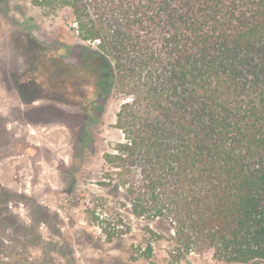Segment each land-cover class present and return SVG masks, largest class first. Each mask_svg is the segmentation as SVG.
<instances>
[{
	"label": "trees",
	"instance_id": "16d2710c",
	"mask_svg": "<svg viewBox=\"0 0 264 264\" xmlns=\"http://www.w3.org/2000/svg\"><path fill=\"white\" fill-rule=\"evenodd\" d=\"M25 1L44 15L66 11L89 44H53L48 62L86 79L96 108L119 98L118 139L97 181L118 200L99 215L105 240L143 220L159 229L145 228V260L164 240L171 264L205 253L264 262V0ZM11 42L25 63L34 56L23 37ZM41 61L11 72L23 102Z\"/></svg>",
	"mask_w": 264,
	"mask_h": 264
},
{
	"label": "rangeland",
	"instance_id": "374dc122",
	"mask_svg": "<svg viewBox=\"0 0 264 264\" xmlns=\"http://www.w3.org/2000/svg\"><path fill=\"white\" fill-rule=\"evenodd\" d=\"M72 27L66 11L44 15L25 0H0V118L17 120L18 110H23L29 144L20 164L18 158L0 164V264H171L164 240L152 244L151 261L140 256L151 238L146 226L159 230L154 223L135 220L130 233L111 242L101 231L99 215L118 207L117 197L97 181L103 151L118 139L111 126L119 98L112 96L96 108L86 79L48 62L51 54L44 49L53 44L89 45ZM14 37H23L25 50L34 55L28 62L15 50ZM45 60L41 81L26 83L31 100L21 101L11 72L32 71L34 62ZM83 121L92 134L90 145L81 141ZM93 204L96 209L89 212ZM179 264L224 263L205 253L191 254Z\"/></svg>",
	"mask_w": 264,
	"mask_h": 264
},
{
	"label": "flooded vegetation",
	"instance_id": "af4514ba",
	"mask_svg": "<svg viewBox=\"0 0 264 264\" xmlns=\"http://www.w3.org/2000/svg\"><path fill=\"white\" fill-rule=\"evenodd\" d=\"M15 72L18 78L25 73L24 70L20 72L19 68ZM19 81L21 82V79ZM18 93L20 94L19 91ZM21 101H23L22 97ZM16 116L17 120H9L10 117L0 118V164L11 158H18L17 163L20 164L24 159L26 148L28 147L26 146L28 143L25 140L26 114L23 110H18ZM15 196H22L20 188L17 189Z\"/></svg>",
	"mask_w": 264,
	"mask_h": 264
}]
</instances>
